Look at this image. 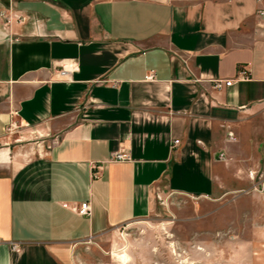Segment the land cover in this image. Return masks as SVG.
I'll list each match as a JSON object with an SVG mask.
<instances>
[{
	"label": "crops",
	"instance_id": "obj_1",
	"mask_svg": "<svg viewBox=\"0 0 264 264\" xmlns=\"http://www.w3.org/2000/svg\"><path fill=\"white\" fill-rule=\"evenodd\" d=\"M262 9L264 0H0V142L15 122L46 135L36 153L0 151V264H76L83 242L150 216L162 187L257 195ZM244 68L249 79L238 80ZM118 151L130 159L112 161ZM83 203L90 216L78 214ZM262 241L251 264H264Z\"/></svg>",
	"mask_w": 264,
	"mask_h": 264
},
{
	"label": "rangeland",
	"instance_id": "obj_2",
	"mask_svg": "<svg viewBox=\"0 0 264 264\" xmlns=\"http://www.w3.org/2000/svg\"><path fill=\"white\" fill-rule=\"evenodd\" d=\"M9 17L15 25L21 22ZM45 136L15 122L0 142V151L11 147L16 153H36L37 142ZM250 175L256 178L255 173ZM254 183L257 195L252 196L249 188L218 198H191L162 187L150 216L83 242L76 264H251L264 236V177Z\"/></svg>",
	"mask_w": 264,
	"mask_h": 264
},
{
	"label": "built area",
	"instance_id": "obj_3",
	"mask_svg": "<svg viewBox=\"0 0 264 264\" xmlns=\"http://www.w3.org/2000/svg\"><path fill=\"white\" fill-rule=\"evenodd\" d=\"M259 16L264 18V9L260 10ZM72 72V70L68 69L67 66H62L61 70L59 71L60 77H68L69 74ZM249 79V72L247 69H243L239 73L238 80H247ZM212 82L215 84L217 88H222L223 86H231L234 83V80H221V79H214ZM231 139H235L232 135L230 136ZM179 144V140H174L172 148H174L175 145ZM130 157L123 151H118L112 154V161H127ZM96 175H98L96 173ZM66 208H68V204H64ZM76 210V209H74ZM77 211V210H76ZM78 214L82 216H90L91 215V206L89 203H83L81 207L78 210Z\"/></svg>",
	"mask_w": 264,
	"mask_h": 264
}]
</instances>
